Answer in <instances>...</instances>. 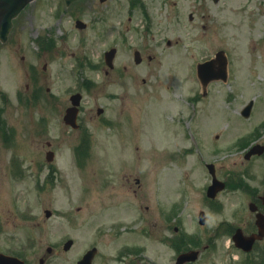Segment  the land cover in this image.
<instances>
[{
    "label": "rangeland",
    "instance_id": "1",
    "mask_svg": "<svg viewBox=\"0 0 264 264\" xmlns=\"http://www.w3.org/2000/svg\"><path fill=\"white\" fill-rule=\"evenodd\" d=\"M100 1L88 4L81 0L66 7L63 0H34L16 20L12 38L6 44L0 43V104L5 107L6 128L13 130L8 132L9 144L4 140L7 132H0V251L20 255L27 264H40L41 257H46L44 264H77L84 252L96 245L101 252L96 263L108 264L119 245L130 241L136 244H132L133 249L127 252L126 264H176L174 248L154 243L138 232L142 223L135 216L141 217L142 212L136 201L128 202L127 207L119 210L127 201L115 199L119 205L118 209L114 207L109 162H114L113 156L119 153L123 157V153L112 152L110 144L114 138L108 124L97 120L95 127L91 128L92 138L90 142L89 138L87 140L91 147L81 151L85 160L81 167L73 149L76 141L65 132L64 126L60 125L51 136L47 127L48 115L51 114L49 98L59 93L61 103H64L63 96L80 88L76 79L93 76L94 84L90 88L85 85L81 88L85 96V116H95L97 103L114 108L122 100H115L110 94L120 97L127 92L133 105L129 112L134 113V118L135 112L139 114L146 102V116L150 121L155 117L159 122L153 124L155 130L171 129L175 125L174 141L179 150L189 145L191 129L196 135L195 141H200L199 132L212 134L213 138L220 133L219 145L225 151L229 166L239 168L242 161H247L244 148L240 146L251 139L260 124L263 126L254 139L264 141V0L211 2L206 27L189 20V0H180L182 5L177 3L178 6L170 2L160 6L161 0H144L151 21L139 9L129 15L125 0ZM116 9L119 11L117 14ZM99 15L106 25L98 24ZM130 16L133 18L132 27L138 26L141 31L133 30L126 36L127 39L123 40L126 44L121 46L117 62L130 64L131 69L128 55L148 36L150 40L145 46L156 50L153 52L158 55L156 60L162 61V66L158 65V73L155 68L154 71L149 68L150 76L146 68L142 72V67L138 66L137 74L131 73L134 76L128 77L130 73L121 69L122 81L129 85L126 88L119 79L112 85L104 84L102 81L109 78L101 71L95 72L88 67L80 71L77 63L73 66L75 59L83 55L93 63L100 62L103 50L113 43L110 39L122 40L119 30ZM76 18L84 19L88 27L77 28ZM109 24L114 31L109 30ZM102 26L105 29L101 38ZM145 30H148L147 35ZM38 37L42 38L41 42ZM52 39L56 41L47 51ZM167 39H172L174 46L168 47ZM156 42L159 43L157 49L152 46ZM219 49H224L229 57V78L227 81H212L207 93L203 94V88L197 81V64L214 56ZM72 69L74 74H71ZM103 86L106 89L101 92ZM35 92L39 98L30 106L26 101ZM6 96L7 101L3 99ZM156 98L164 102V112L161 102L153 101ZM251 100L254 102L252 113L244 117L242 110ZM143 112L145 115V109ZM157 114L165 115L166 120ZM52 115L56 122L59 121L57 108ZM44 119H47L46 125ZM192 120L194 125L189 129ZM187 121L189 124L186 125ZM144 129V139L148 141ZM83 136L87 137L86 134ZM48 140L54 141L58 148L54 172L50 171L52 164L46 160ZM69 140L72 143L69 144ZM210 144L216 146L214 140ZM12 157L18 159L16 179L12 177L11 169L9 171ZM206 157L212 160V155ZM260 160L254 159L253 162ZM4 165L6 168H2ZM263 169L260 168V174ZM49 171L54 183L46 181ZM118 191L119 186L116 194ZM232 208L229 206L228 211L213 213L209 217L210 224L223 218L234 221L236 215H233ZM46 209L52 210L51 217L46 216ZM249 212L246 216L250 215ZM115 220H121L127 226L120 229V235L111 230ZM197 227L196 224L191 225L190 217L186 216L188 238L184 241L189 244L192 236H201V242L194 245L203 248L209 238L202 231L197 233ZM230 237L218 238L211 247L203 250L199 261L190 264H244L239 249L226 245L230 243ZM68 238H74L75 243L70 250H64ZM182 245L180 249H183ZM48 246L53 247L52 253L47 251Z\"/></svg>",
    "mask_w": 264,
    "mask_h": 264
},
{
    "label": "flooded vegetation",
    "instance_id": "2",
    "mask_svg": "<svg viewBox=\"0 0 264 264\" xmlns=\"http://www.w3.org/2000/svg\"><path fill=\"white\" fill-rule=\"evenodd\" d=\"M86 1L88 4H92L94 0ZM126 1L128 4L127 13L129 15L134 14L139 9L146 16L145 18L150 19L149 8L144 0ZM100 2L105 3L106 0H101ZM166 2L173 3L176 6H178L177 3L182 5L180 0H161L159 4L163 6ZM211 2L215 3L218 1L189 0V20L193 23L203 24L206 27V22L210 18ZM97 12L99 13L101 10ZM117 12L116 10L115 13ZM132 20L133 18L130 16L124 22L123 28L119 30L120 37H122L121 41L116 40L115 37L110 39L113 43L108 48L114 47L116 53L110 59L111 64L108 63L106 55L108 48H105L102 52V61L104 63L101 71L109 78L106 81H102L104 84L112 85L117 79L123 83L122 78L124 76L120 71L121 69H123V72L130 73L128 77H131L134 76L131 73L137 74L136 69L139 68L138 66L142 67V72H144L143 68H146L147 71L149 68H153L152 71H154L155 68L156 73H158V65L162 66L161 59L156 60L158 55L153 54L156 50L145 46L150 40L148 36L143 40L142 44L134 46L128 55L127 61L132 64L131 69L130 64H119L117 62L121 46L126 44L123 42V40L127 39L126 36L133 30L141 31L138 26L132 27ZM98 24H107L101 15L98 16ZM84 28H87V25ZM108 28L110 31H114V27L111 24H109ZM104 29L105 27L102 26L99 32L101 38L103 37L102 31ZM147 34L148 30H145V35ZM152 39H155L154 35H152ZM166 43L168 47L174 46L173 41H170V39ZM155 44H152V46L157 49L159 43L156 42ZM83 68L84 61L81 60L80 71ZM164 69L162 67V71ZM149 75L151 76L152 74L150 73ZM143 81L146 82V79L143 78ZM78 82H82L81 87L88 85L82 77H80ZM123 84L126 88L129 87L126 83ZM106 86L102 87L101 92L106 89ZM84 97L81 89L70 92L68 96H63L64 103H61L59 93L50 95L51 114L48 115L50 118H48L47 127L49 126L52 136L53 133L55 135L60 125L64 126L65 132L67 134L70 133L73 140L76 141L73 147H78L84 134L87 135L85 142L88 140V137L91 140V128L95 127L97 120H102L105 124H108L111 129V135L114 138L111 144L112 152L123 153V157L119 153L120 155L113 156L114 162L110 161L112 169L110 183L113 190L114 207L116 206L118 209L115 199L127 201L119 210L127 207L129 205L128 202L131 204L133 201H136L137 207L142 212L140 217L142 223L140 232L145 238L150 239L154 243L174 248L177 258L182 252L200 248V246L194 244L201 242V236L189 234V236L193 237L189 240V244H186L184 241L185 238H188L186 234L187 230L185 229L186 216L190 217L191 225L196 224L198 226L197 233L202 231L209 238V241L205 245L207 248L211 247L218 238L224 239L228 237V234H231L232 237L237 229L241 230L243 235H252L258 231L256 215L258 212L264 213V201L262 199V195L264 194V169L261 174L259 173L260 168L264 167L262 163L258 161L251 163L248 160L242 161L238 166L239 168L229 166L224 150H219L217 147H213L214 152L210 150L212 149L210 144L213 140L212 134L201 132H199L200 141H195L194 137L192 139L194 146L196 148L197 146L199 147V155L196 156L197 152H187L193 156V159L187 156H179L180 150L176 147L174 138L172 137L174 133L172 128L168 129V133L166 129L163 130L162 128L160 131L155 130L153 124L159 123L155 117L151 121L150 119H146L143 126V116L140 119L137 117V112H135L136 124L134 126V113L131 114L129 112V110H133V105L129 101L131 98L128 97L127 92H124V95L120 97L111 96L110 94V97H113L115 100L118 98L122 100L120 103H116L114 108L97 103L95 106V116L93 114L84 115ZM35 100L37 98H29L28 104L33 106ZM56 108L60 114V117L57 116L59 120L57 122L53 119L52 115ZM4 109L0 106V132L9 131L7 128L2 129L6 126ZM93 109L91 108V110ZM138 109L140 110L139 107ZM109 110L111 113H109ZM68 111H70L69 115ZM46 122L47 119H44L45 125ZM144 127L145 135L149 137L148 141L144 139L142 129ZM10 132H13V130H10ZM152 135L154 138H151ZM156 136H158V139ZM160 136H162V139ZM215 138L219 140L220 135L215 134ZM70 143L72 142L69 140ZM256 143L262 146L263 153L254 155L251 159L264 158V141L256 139L253 144ZM46 147V152L53 151L56 153L58 150L52 140L47 141ZM247 150L245 149L243 153L245 154ZM206 155H212V160L207 159ZM246 164H252L253 166ZM4 167L6 166H2V168ZM118 186L119 191L116 194ZM229 206L233 207L232 213L236 215L234 221L229 218H223L215 224H210L209 217L213 213L228 211ZM246 212H249L250 215L246 216ZM213 225L214 228L211 229ZM114 233L118 234L116 228H114ZM181 243L183 244V249L179 247ZM123 244H120L118 249ZM124 245L125 248L130 244L127 242ZM226 245L228 246V243ZM262 246H264V238L257 240L251 251L245 252L241 250L242 255L246 258L245 264L246 260L251 261L252 264H264V247ZM202 254L203 251H201V257ZM122 258V256L117 257L118 260Z\"/></svg>",
    "mask_w": 264,
    "mask_h": 264
},
{
    "label": "water",
    "instance_id": "3",
    "mask_svg": "<svg viewBox=\"0 0 264 264\" xmlns=\"http://www.w3.org/2000/svg\"><path fill=\"white\" fill-rule=\"evenodd\" d=\"M31 0H0V32L2 34L7 33L10 28L12 27V20L15 16H17L21 10L30 2ZM80 25V24H79ZM110 56L113 55V50L109 52ZM218 59H222L221 70L218 74H214L210 71L211 65L214 64L216 60L208 61L202 64H199L198 71L201 79L207 83L211 78H223L227 79V72H226V65L227 60L224 58L223 53L217 54ZM250 105L244 110V113L248 115L251 110ZM49 214V212H48ZM253 241V240H251ZM72 240H69L66 245L65 249L70 248L72 245ZM96 248L88 251L82 260L79 261V264H92V259L95 255ZM197 257L196 252H189L179 257V263H184L186 260L195 259ZM0 264H24L23 260H20L18 257L6 255L4 253H0Z\"/></svg>",
    "mask_w": 264,
    "mask_h": 264
}]
</instances>
